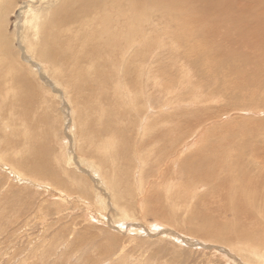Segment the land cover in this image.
<instances>
[{
  "label": "rangeland",
  "instance_id": "374dc122",
  "mask_svg": "<svg viewBox=\"0 0 264 264\" xmlns=\"http://www.w3.org/2000/svg\"><path fill=\"white\" fill-rule=\"evenodd\" d=\"M79 1L85 12L60 23L63 47L47 60L37 55L39 43L33 52L27 46L22 11L32 6L46 23L58 0H0V31L13 40L4 43L14 49L9 59L33 80L0 110V121L11 126L0 127V264L258 263L260 257L246 255L251 246L239 247L264 248L263 234H243L256 226L264 232V220H234L225 205L233 194L212 197V186L191 183L180 167L205 148L223 149L227 165L241 153L264 159V0H165L162 15L134 3L132 27L111 39L110 1ZM152 125L159 135L148 136ZM109 136L111 149L102 146ZM78 178L87 192L76 187ZM226 184L237 187L232 178Z\"/></svg>",
  "mask_w": 264,
  "mask_h": 264
},
{
  "label": "bare ground",
  "instance_id": "6f19581e",
  "mask_svg": "<svg viewBox=\"0 0 264 264\" xmlns=\"http://www.w3.org/2000/svg\"><path fill=\"white\" fill-rule=\"evenodd\" d=\"M50 1V0H49ZM95 1H101L103 5H106V2L110 1V4L109 6H112V10H111V15H112V18L111 21H109V25L108 27L110 26L112 29L109 31L108 29V36L107 38H110L113 37L114 34H118L120 33L119 30H124L126 28H130L132 27L131 23L130 22V18H131V6H134L133 10L135 11L136 7H135V4L136 6H138L137 8L139 9H143V8H149L147 7V4L150 6L151 9L154 8V10H156L157 12H159V14H163L162 10L166 4H164L165 0H95ZM169 1V0H167ZM166 1V2H167ZM178 1V0H177ZM197 1V0H196ZM52 2V1H51ZM54 2V1H53ZM146 2V3H145ZM158 2V3H157ZM188 2V1H187ZM46 3V2H45ZM135 3V4H134ZM156 3V4H155ZM177 3V2H176ZM175 3V4H176ZM85 3H82L81 1L79 0H58L57 2V5H50L49 9H53L51 10V17L46 21V23L44 22L45 21V14H42L40 11L34 9L32 6H30V9H25L24 11H22L23 13H26V19L25 21L22 23V31H23V38L26 40L27 42V46L30 48V50L33 52V44H37L39 43L40 44V47L41 49H38L37 51V55H40L42 56L44 59L46 58L47 60L50 58V57H53V56H56L58 55L59 52H61V48L63 47V41L60 42L59 41V37L63 36L64 35V31H63V28L66 27V24L65 25H61L60 23L62 21H69V19L71 18H74L75 21L76 19L82 14L83 12H85V6H84ZM155 7H154V5ZM171 4V3H170ZM173 4V2H172ZM13 5V4H12ZM165 5V6H164ZM169 5V4H167ZM177 7H180L178 3L176 4ZM176 5H174L176 7ZM185 5V4H184ZM1 6V5H0ZM89 6V5H88ZM87 6V7H88ZM102 6V5H101ZM108 6V4H107ZM170 6V5H169ZM189 6V5H188ZM14 7V6H13ZM98 7V6H97ZM105 7V6H104ZM114 7H116L114 9ZM127 7L129 9H127ZM172 7V6H171ZM173 7V11H174V8ZM176 7V10H178ZM106 8V7H105ZM108 8V7H107ZM110 8V7H109ZM149 8V9H150ZM167 8V7H166ZM170 8V7H169ZM181 8V7H180ZM94 9V8H93ZM104 9V8H103ZM145 10V9H144ZM143 10V11H144ZM15 11V10H14ZM179 11H181L179 9ZM189 12V13H192V9H183L182 12ZM98 12V11H97ZM104 12V11H103ZM102 12V13H103ZM151 12V11H150ZM9 11L7 12L6 15H9ZM92 13V12H90ZM95 13V11H94ZM106 13V12H105ZM110 13V12H109ZM145 13V11H144ZM12 14V13H11ZM93 14V13H92ZM98 14V13H97ZM101 14V13H100ZM147 14V13H146ZM199 14V13H198ZM102 15V14H101ZM108 15V14H107ZM106 15V16H107ZM135 15V14H134ZM157 15V14H156ZM192 15V14H190ZM100 16V15H99ZM155 17V16H154ZM172 17V16H171ZM189 17V16H187ZM202 17V16H200ZM163 18V17H162ZM96 19V15L95 16H92V20H95ZM151 19V18H150ZM155 19V18H153ZM152 19V20H153ZM165 19V18H164ZM97 20V19H96ZM184 20H185V16H184ZM196 20V19H195ZM108 21V20H107ZM127 21V23H126ZM156 21V20H155ZM161 21V20H160ZM182 21V20H181ZM201 21V19H200ZM106 22V20H105ZM153 22V21H151ZM187 22V20H186ZM184 22L183 24L185 25ZM98 23V22H97ZM107 23V22H106ZM157 23V22H156ZM182 23V22H181ZM188 23V22H187ZM87 24V23H86ZM89 24H90V21H89ZM70 25V24H69ZM187 25V24H186ZM68 26V25H67ZM84 26V24H83ZM91 26V25H90ZM156 26V25H155ZM141 27V26H140ZM188 27V26H187ZM193 27V26H192ZM206 27V26H205ZM204 27V29H205ZM7 28V27H6ZM21 28V27H20ZM91 28V27H90ZM78 29L82 30V27L81 26H78ZM101 29V28H100ZM166 29V28H165ZM182 29V28H181ZM198 29H200L198 27ZM210 28H208L209 30ZM1 30V29H0ZM188 30V29H187ZM190 30V28H189ZM201 30V29H200ZM206 30V29H205ZM67 31H65V33L67 34ZM4 32V28H2V31H0V110H2L4 107H8V108H11V106L14 105L15 103V98H16V92H17V89L21 86L25 87L26 89L27 88H30V87H33V80L32 78L30 79V81L26 80V78L19 75V72L18 70H23L25 68V71L28 72V69L27 67L25 66H21L18 64V62L12 60V59H9V56H10V53L9 51H12L14 50L13 48H8L6 46H4V43L6 44H10L13 42V40H10V38L3 34ZM92 32L96 35L97 31H94L92 29ZM102 32V31H101ZM104 32V31H103ZM209 32V31H207ZM41 33H45V36L49 35L52 37L51 40H47V39H44L43 37L45 36H41ZM131 33V32H130ZM76 34V36L81 39L82 36L81 33H76L74 32V35ZM104 34L100 35L99 34V38H102ZM236 35V34H235ZM88 37V36H87ZM193 37V36H192ZM207 37V36H206ZM227 37V35L225 36ZM89 38V37H88ZM103 39V38H102ZM205 39V37H204ZM91 40V39H90ZM120 40L122 42H124L121 38ZM34 41V42H33ZM227 41V40H226ZM228 41H230V39H228ZM227 41V42H228ZM233 41V40H232ZM71 42V41H70ZM73 42V41H72ZM231 42V41H230ZM119 42H114V45L112 47L115 46V44L118 45ZM160 43V42H159ZM72 44V43H71ZM11 45V44H10ZM13 45V44H12ZM66 45V44H65ZM14 46V45H13ZM36 46V45H35ZM57 47V49H56ZM65 47V46H64ZM79 47H81V45H79ZM95 47V46H94ZM67 48V47H66ZM89 48V47H88ZM117 48V47H116ZM65 50V49H64ZM64 50H62V52H64ZM115 50V48H114ZM128 51V48H126V46L123 47V52L125 51ZM199 50V49H198ZM223 50V49H222ZM221 50V51H222ZM77 52V56L78 58L81 57L82 55V51L80 50H76ZM197 51V49H196ZM195 51V52H196ZM201 51V50H200ZM219 51V50H218ZM52 53V54H51ZM69 53V52H68ZM186 53V52H185ZM184 53V55H185ZM65 54V53H64ZM75 54V53H74ZM98 54V53H97ZM187 55V53H186ZM105 56V55H104ZM62 57V56H61ZM72 57V56H71ZM106 57V56H105ZM63 58V57H62ZM58 59V58H57ZM64 59V58H63ZM68 59V58H67ZM68 61V60H67ZM57 62V61H56ZM219 63V62H218ZM214 64V63H213ZM212 64V65H213ZM217 68V67H216ZM215 70V69H214ZM26 73V72H25ZM30 77V76H29ZM59 84V83H58ZM81 84V83H80ZM160 85V84H159ZM158 85V86H159ZM170 85V84H168ZM162 86V85H161ZM160 86V88H161ZM63 87V86H62ZM155 87V86H153ZM157 87V86H156ZM93 88V86L91 87ZM158 88V87H157ZM159 88V89H160ZM166 88L168 89H172L171 87H167ZM175 88V87H174ZM158 89V90H159ZM65 90V89H64ZM157 90V91H158ZM175 92V91H174ZM155 93V91H154ZM160 93V92H159ZM167 94V93H166ZM175 93H170V96ZM162 95V94H161ZM193 95V94H192ZM95 96V95H94ZM115 97V96H114ZM119 97V96H118ZM141 97V95H140ZM168 97V96H167ZM184 97V96H183ZM139 98V96L137 97ZM153 98V97H152ZM185 98H187L185 96ZM184 99V98H183ZM100 100H103L100 99ZM161 100V99H160ZM191 100V99H190ZM158 101V100H157ZM160 102V101H159ZM191 102V101H190ZM186 103V102H185ZM93 104V103H92ZM149 104V103H148ZM162 104V103H161ZM161 104H160V107H161ZM170 104V103H169ZM137 104L133 105V106H136ZM75 106V105H73ZM78 107V106H77ZM137 107V106H136ZM162 108V107H161ZM13 109V108H12ZM10 109V110H12ZM74 110V109H73ZM134 110L136 112V115H138V113L141 111L140 108H135L134 107ZM161 110V109H160ZM3 111V110H2ZM0 111V116L4 114V112ZM28 111V110H27ZM77 111V110H76ZM79 111V110H78ZM77 111V112H78ZM29 112H32V111H29ZM121 112V111H120ZM75 113V112H74ZM122 113V112H121ZM8 115V114H6ZM90 115V114H89ZM178 115V114H177ZM104 116V115H103ZM168 116V115H167ZM105 117V116H104ZM75 118V117H74ZM83 118V117H82ZM115 118V117H114ZM156 118V117H155ZM154 118V120H155ZM175 119V118H174ZM179 119V117H178ZM2 121H0V127L2 125H6V127H9L10 125L8 123L5 122V117H2L1 118ZM157 120V119H156ZM160 120V119H158ZM177 120V119H176ZM107 121V120H106ZM163 121V119H162ZM165 121V120H164ZM163 121V122H164ZM175 121V120H174ZM109 123V121H107ZM155 122V121H154ZM169 122V121H168ZM180 122V121H179ZM24 123V122H23ZM101 123V122H99ZM112 123V122H111ZM110 123V125H111ZM151 123V121H150ZM156 123V122H155ZM158 123V122H157ZM170 123V122H169ZM188 123V122H187ZM76 124V123H75ZM186 124V123H185ZM101 125V124H100ZM146 125H148L146 123ZM150 125V124H149ZM158 125V124H157ZM163 125V124H162ZM166 125V124H165ZM164 125V126H165ZM171 125V124H170ZM13 126V125H12ZM167 126V125H166ZM186 126V125H185ZM207 126V125H206ZM5 127V126H4ZM11 127V126H10ZM15 127V125H14ZM76 127V126H75ZM73 127V128H75ZM108 127V126H107ZM2 128V127H1ZM109 128V127H108ZM111 128H112V125H111ZM77 129V128H76ZM107 129V128H106ZM105 129V131H106ZM155 127L154 125L150 126V127H145V130L146 132L148 133V136L149 135V131H151L152 133V130H154ZM163 129V128H161ZM109 130V129H108ZM107 130V132H108ZM114 130V129H113ZM166 130V129H164ZM170 130L171 127H170ZM170 130H169V133H170ZM14 131V130H13ZM27 131V130H26ZM161 131V130H160ZM159 131V132H160ZM1 132V131H0ZM15 132V131H14ZM113 132V131H112ZM155 134H158L159 132L157 131H153ZM76 133V132H75ZM142 133V132H141ZM8 134V133H7ZM11 134V133H10ZM153 134V133H152ZM166 134V133H165ZM168 134V133H167ZM19 135V134H18ZM147 135V134H145ZM154 135V134H153ZM159 135V134H158ZM5 137V136H4ZM3 137V138H4ZM20 137V136H19ZM171 137V136H170ZM11 139V137H10ZM151 138H149L150 140ZM4 140V139H3ZM8 140V139H7ZM113 141V136H109L107 138H104V141H103V144L102 146L106 147V148H110L113 146L114 142L111 143V141ZM137 140V139H136ZM193 140V139H192ZM6 141V139H5ZM10 141V140H9ZM9 141H7L9 143ZM64 142H60V144L63 146V152H67V145L68 144L67 142H69V138L66 136L63 140ZM145 141V140H144ZM147 141V140H146ZM145 141V142H146ZM66 142V143H65ZM79 142V140H78ZM140 142H142V140L139 138L137 141H136V147L137 145L140 144ZM151 142V141H150ZM116 143V142H115ZM165 143V142H164ZM71 144V143H70ZM145 144V143H144ZM151 144V143H150ZM120 145V144H119ZM149 145V143L147 144ZM61 146V147H62ZM80 146V144H79ZM135 146V144H134ZM145 146V145H144ZM142 146V147H144ZM201 146V145H200ZM71 147V146H70ZM43 147H40V149L42 150ZM45 148V147H44ZM69 148V146H68ZM114 148V146L112 147ZM128 148V147H127ZM184 148V147H183ZM203 148V147H202ZM129 149L128 148V152H129ZM81 150V148H80ZM203 150V149H201ZM200 150V151H201ZM186 151V150H185ZM199 151V152H200ZM224 150H220L219 148H213V149H204L202 153H200V155H196L198 157L194 158L193 156H190V157H187L185 158L184 160V163L183 165L180 167V171H183L184 173L186 172V176L188 178V181L190 180L191 183H195L196 180L197 181H201L205 184H209L210 186H212L213 188L211 189L212 191V194L211 196L212 197H215L216 194H220V196L222 195V192L221 191H225V193L231 195L233 194L234 197L233 199H231L232 201L231 204H227L225 202V205H227V207H232L233 211H232V215L233 217H235L234 220H237L238 222L242 223L243 224V220H246L248 221V225H257L255 224L256 222H259V220H264V159L259 157L258 156V152H254L253 154L251 155H247L245 156V154L241 153L239 157H237L236 159L239 160V161H232L233 163L232 164H226L227 160H225V153H222ZM8 150L5 151V153L7 154ZM70 152V151H69ZM97 152V151H96ZM122 152V151H121ZM124 152V151H123ZM11 153V152H10ZM80 153V152H79ZM146 153V152H145ZM150 153V152H149ZM125 154V153H124ZM129 154V153H128ZM141 155L139 152H137V155ZM171 154V153H170ZM199 154V153H197ZM261 154V153H260ZM84 155V154H82ZM92 155V154H91ZM181 155V154H180ZM194 155V154H193ZM60 154V156L56 159V161L58 162H62V160L64 159V157L66 158V156H64ZM78 156V154H77ZM122 156V155H121ZM125 156V155H124ZM128 156V155H127ZM176 156V155H175ZM249 156V157H248ZM140 157V156H138ZM259 158V162H257V159L256 158ZM71 158V157H70ZM174 158V157H173ZM77 159L79 160L80 159V156L77 157ZM252 159V160H251ZM67 161H65L66 163L70 164V161L68 160V158L66 159ZM75 160V159H74ZM73 160V161H74ZM120 160V159H119ZM140 160V158H139ZM87 161V160H86ZM142 160H140V163L143 164V161L141 162ZM254 161V162H253ZM132 162V161H131ZM173 163H175L173 161ZM251 163H254V165L252 166ZM65 164V163H64ZM176 164V163H175ZM141 165V164H140ZM185 165V166H184ZM38 166V165H37ZM39 166H44L42 164H40ZM62 166V165H61ZM35 167V166H34ZM45 167V166H44ZM176 167V166H175ZM33 168V167H32ZM38 168V167H37ZM186 170V171H185ZM236 170V174H234V176H230L234 171ZM38 172V171H36ZM226 175L225 180H222L220 178V176L222 174ZM67 174V173H66ZM68 175V174H67ZM70 176V174H69ZM71 177V176H70ZM232 178L233 180V183H236L237 184V187L232 189L231 187H229L227 184H226V181L229 182L230 179ZM71 179V178H70ZM76 179V178H75ZM72 180V179H71ZM169 180V179H168ZM171 180V179H170ZM60 181V180H59ZM73 181V180H72ZM168 183V182H167ZM62 184V183H61ZM76 184V187L79 188V189H82V185H81V182H80V179L78 178L77 179V183ZM169 184V183H168ZM63 185V184H62ZM172 186V185H171ZM174 186V185H173ZM169 188H171L169 186ZM70 189V188H69ZM170 190V189H169ZM82 191L84 192H87L85 190V188L82 189ZM110 191V190H109ZM221 192V193H220ZM226 195V194H225ZM86 196V195H85ZM224 196V195H223ZM227 197V195L225 196V198ZM224 198V197H223ZM220 199V197H219ZM207 201H209L208 199H206ZM205 201V200H204ZM211 201V200H210ZM207 202V203H210ZM217 201V200H215ZM222 201V199H221ZM206 202V201H205ZM205 202H202V203H205ZM218 202H220L218 200ZM116 203V202H115ZM222 204V202H220ZM210 204L213 205V203L211 202ZM216 205V204H215ZM219 206V205H218ZM121 207V206H120ZM202 207V206H201ZM206 207V206H205ZM208 207V206H207ZM217 207V206H216ZM222 207V206H220ZM226 207V206H225ZM221 208L217 209L218 212L220 211ZM227 209V208H226ZM225 209L223 208V211ZM226 212V211H225ZM224 212V213H225ZM227 213V212H226ZM157 213H153V215H156ZM163 214V213H162ZM225 215V214H224ZM223 215V216H224ZM148 217V216H147ZM232 219V218H231ZM141 222V221H140ZM212 222V221H211ZM237 225V224H236ZM204 227V226H203ZM238 227V226H237ZM241 227H245V226H239V230ZM257 229L256 230H252L251 232L249 233H243L245 235H248L250 237H253V239H257V237H261L264 235V232H260L261 230H259L258 226H256ZM255 227V228H256ZM249 228V227H248ZM247 228V229H248ZM242 231L245 232V230H243V228L241 229ZM240 230V232L242 233V231ZM249 230V229H248ZM238 231V229H237ZM247 231V230H246ZM227 232H225L226 234ZM233 233V232H232ZM263 234V235H262ZM229 236V234H227ZM174 237V236H173ZM237 237H242V234H239V236ZM216 238H219V237H216ZM264 238V237H263ZM233 240L235 241V239L233 238H229V240ZM244 240V238H243ZM251 243V242H250ZM259 245V244H258ZM252 247V249L250 250V252H252L251 254H246L248 256H253L254 258H257V257H260L257 258L258 259V263L255 262L254 260V263L255 264H264V248H260L258 247L257 245L251 243V244H245L243 242V246H241L240 244V247L239 248H249V247ZM261 246V245H260ZM249 252V250H247ZM247 257V256H246ZM245 257V258H246ZM244 258V257H243ZM256 259V260H257ZM243 260V259H242ZM246 261V259H245ZM248 261V260H247ZM253 261V259L251 260ZM263 261V262H262ZM167 262V261H166ZM238 262V261H236ZM262 262V263H261ZM239 263V262H238ZM237 263V264H238ZM241 264V262H240ZM249 264H252V263H249Z\"/></svg>",
  "mask_w": 264,
  "mask_h": 264
}]
</instances>
